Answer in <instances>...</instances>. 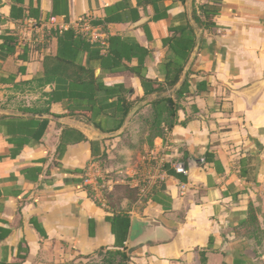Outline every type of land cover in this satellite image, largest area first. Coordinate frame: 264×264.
Wrapping results in <instances>:
<instances>
[{"label":"crops","instance_id":"0c3cea01","mask_svg":"<svg viewBox=\"0 0 264 264\" xmlns=\"http://www.w3.org/2000/svg\"><path fill=\"white\" fill-rule=\"evenodd\" d=\"M185 1L0 0V109L118 129L140 100L174 86L165 83L168 63L185 65L194 43ZM192 5L202 38L161 136L143 119L159 101L113 139L0 115V264H90L98 251L117 249L122 235L107 218L122 214L124 264H264V0ZM85 16L105 48L51 36L29 52L12 42L27 18ZM57 54L65 70L46 75L44 59ZM109 143L127 167L117 182L131 191L115 210L97 205L83 183ZM133 217L147 225H132Z\"/></svg>","mask_w":264,"mask_h":264},{"label":"trees","instance_id":"16d2710c","mask_svg":"<svg viewBox=\"0 0 264 264\" xmlns=\"http://www.w3.org/2000/svg\"><path fill=\"white\" fill-rule=\"evenodd\" d=\"M91 19V24H92V18ZM193 19L194 21L200 26V22L195 14V11H193ZM94 23V21H93ZM93 26H96V24H92ZM98 28V26H96ZM51 36H54L55 38L58 39L59 43L62 42V39H66V38H71L73 41L76 39H80L81 41H86L87 43L90 42L87 38H84L80 35H77L76 33H74L72 30H67L65 32L62 33H53ZM11 37H12V42L15 45V40L14 37L12 36L11 33ZM45 46H42V48H44ZM41 49L38 48L36 51H40ZM63 59L60 57V55H56L53 58H45L44 59V67H45V72L46 75H50L49 70H51V73H53L54 75L57 74L58 69L62 68L65 70V66H66V62H63L62 64H60V62ZM65 61V60H64ZM50 65H53L52 68H50ZM175 65V64H174ZM182 69V65L178 64L175 66H172V63H168L167 64V73H166V78H165V83L168 87L173 86L177 80H178V76L181 72ZM79 71H83L84 69L80 66L78 68ZM91 73V75L93 74V72L90 70L89 71ZM62 73V72H61ZM141 84L143 85V87H145V82L142 81ZM162 89L161 87L158 88H151L150 90H148L149 92H152L154 90H159ZM131 104L127 103L125 105V109H124V113L123 115L129 110ZM151 109H152V113L151 115H147L145 118V122L147 123V125H149V129H150V133L154 134L156 136H161L162 134V129L163 127L161 126V123L164 122L165 125L168 124L167 126L170 128L171 124H172V118L174 117V112L176 111V106L175 103L172 100H168V101H164V102H154L151 105ZM41 113H49V110L45 109L44 111H41ZM164 119V120H163ZM120 125V124H119ZM98 153L93 151V155H97L99 154V151H97ZM105 157V154L101 155V157L96 160L99 161L100 165V159H103ZM87 189V188H86ZM122 191V194H118ZM88 195L89 197L99 206H101L95 199H94V195L91 193V191L89 189H87ZM131 191H129L126 187L124 186H118V187H113V189L109 192H104V197L106 200V206L110 207V209H116L119 204V202L121 201V199L124 197V195H129ZM107 220L110 222L111 224V228H112V233L116 236L117 233H120L122 235V241L125 239L127 231H128V226H129V216L127 214H122L121 216H115L113 218H107ZM248 221H250L252 224L255 223L256 219L255 216L251 210L250 216L248 218ZM122 241L118 244H116L117 249L115 250H106L104 252L102 251H98L97 254L95 255L96 257L91 259L92 261L90 262V264L92 263H97L98 264H124V262L127 260V257L125 255L124 252L120 251L119 249H121V247H123L122 245Z\"/></svg>","mask_w":264,"mask_h":264},{"label":"built area","instance_id":"2783aa9c","mask_svg":"<svg viewBox=\"0 0 264 264\" xmlns=\"http://www.w3.org/2000/svg\"><path fill=\"white\" fill-rule=\"evenodd\" d=\"M72 30L77 35L87 38L92 43H98L102 48L106 47V42L98 31L96 26L91 24L90 17H80L74 21L65 22L54 17L45 19L27 18L19 21L12 29V36L15 40V46L18 49H27L29 52H37L38 48L46 46L49 43L53 33H62ZM148 162L150 160H146ZM157 166L161 167V162L157 161ZM178 174H185L186 171L182 164L174 167ZM84 186L94 195V199L101 205L106 206L104 192H109L113 187L119 184L110 178H106L101 171L98 161L89 162L86 167L84 177Z\"/></svg>","mask_w":264,"mask_h":264},{"label":"water","instance_id":"95a60500","mask_svg":"<svg viewBox=\"0 0 264 264\" xmlns=\"http://www.w3.org/2000/svg\"><path fill=\"white\" fill-rule=\"evenodd\" d=\"M185 8H186V16L188 21V26L192 30L194 34V43L191 49V52L189 54V57L183 66L178 81L174 84V86L168 90V91H158L148 94L146 97H144L142 100H140L136 105H134L126 114L125 118L123 119L121 125L118 129L110 132H103L99 129H97L93 124L91 123H82L79 121H76L69 117H56L51 114H29V113H22V112H12L5 109H0V115L5 116H15V117H33L38 119H44V120H51L58 124L65 125L68 127H74L81 131H83L90 139H113L117 138L120 135H122L125 131V129L128 126L129 121L131 118L137 113L140 109L145 107L146 105L154 102V101H167L170 98H172L182 87L184 80L186 78V75L192 66L195 57L198 53V49L200 46L201 38H202V30L198 27L196 22L193 19L192 13H193V5L192 0H186L185 1ZM132 225L138 224L140 228L142 229L143 226L147 225V222L144 219H140L137 217H133L131 219Z\"/></svg>","mask_w":264,"mask_h":264},{"label":"rangeland","instance_id":"374dc122","mask_svg":"<svg viewBox=\"0 0 264 264\" xmlns=\"http://www.w3.org/2000/svg\"><path fill=\"white\" fill-rule=\"evenodd\" d=\"M110 144L111 143H109L106 146V148H107V150L108 149L111 150V153L108 155H105V157L103 159H100V162H101L100 168H101L102 174L106 178H110L114 181H119V179H120L119 177L121 176V174L119 172L121 171L122 174H124V172H126V170H127V167L125 166L124 162L121 160V157L117 153V151L115 149H111L112 145H110ZM118 186H124L128 189V186L119 185V184L115 185L114 188L118 187ZM118 194H122V191ZM92 264H98V262L97 263L95 262Z\"/></svg>","mask_w":264,"mask_h":264}]
</instances>
